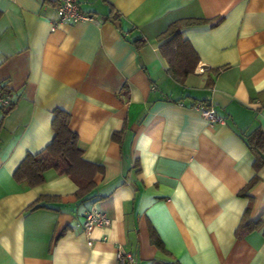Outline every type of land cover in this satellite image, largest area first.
I'll use <instances>...</instances> for the list:
<instances>
[{"label":"crops","instance_id":"1","mask_svg":"<svg viewBox=\"0 0 264 264\" xmlns=\"http://www.w3.org/2000/svg\"><path fill=\"white\" fill-rule=\"evenodd\" d=\"M57 3L0 0V83L14 105L3 120L0 109V264H117L118 248L135 264H264V229L234 236L249 203L250 221L264 214V167L244 139L264 133V0H79L95 22L51 32ZM181 20L196 22L180 33L199 63L179 83L159 36ZM56 111L101 169L82 199L54 171L36 187L13 179L52 141ZM256 174L249 202L239 193ZM93 208L110 225L85 234Z\"/></svg>","mask_w":264,"mask_h":264},{"label":"trees","instance_id":"2","mask_svg":"<svg viewBox=\"0 0 264 264\" xmlns=\"http://www.w3.org/2000/svg\"><path fill=\"white\" fill-rule=\"evenodd\" d=\"M196 24L194 21L181 20L171 24L159 38L166 40L160 50L168 64V75L176 82L182 83L186 77L193 74L199 63V59L191 48L189 42L184 39L180 30L184 27ZM135 43H142L141 40ZM10 94L6 87L0 83V96ZM14 108L12 104L7 109H2V120ZM1 120V121H2ZM70 117L62 111H56L52 120L53 139L41 152L35 155H26L16 171L13 179L17 183H27L30 187H36L44 183V174L54 171L57 175L67 176L76 186L75 196L82 199L94 189L93 177L101 171L99 167L85 162L82 159L83 152L78 145L77 136L68 129ZM117 139V134L113 136ZM246 145L254 158L255 172L264 167V133L256 128L248 135H244ZM258 182L257 174L250 180L247 186L239 193V196L248 198L250 190ZM44 199H39L28 207V211L38 209V204ZM251 211L250 203L246 208L238 227L234 232L236 238L264 229V214L256 221L249 220ZM150 241L159 250L165 251L162 242L153 230H150Z\"/></svg>","mask_w":264,"mask_h":264},{"label":"built area","instance_id":"3","mask_svg":"<svg viewBox=\"0 0 264 264\" xmlns=\"http://www.w3.org/2000/svg\"><path fill=\"white\" fill-rule=\"evenodd\" d=\"M80 22H95V20L91 16L81 12L79 0H58L55 19L51 24L50 31L54 32L57 27L61 25L76 24ZM12 104L10 94L0 96V109H7ZM192 109L196 110L209 125H225V120L219 117L205 102L195 103ZM109 225L110 220L107 216L93 208L85 215L83 230L85 234H89L94 228H105ZM116 262L117 264H135V259L132 254L126 252L122 248H118L116 252Z\"/></svg>","mask_w":264,"mask_h":264}]
</instances>
